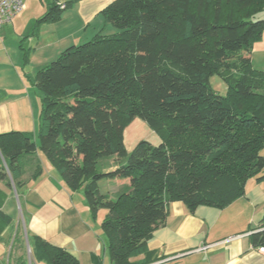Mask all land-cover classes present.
<instances>
[{
  "label": "trees",
  "instance_id": "trees-1",
  "mask_svg": "<svg viewBox=\"0 0 264 264\" xmlns=\"http://www.w3.org/2000/svg\"><path fill=\"white\" fill-rule=\"evenodd\" d=\"M70 3L50 0L35 27L57 22ZM100 15L113 33L36 72V139L0 135V184L22 186L23 160L39 151L70 192L83 191L92 219L105 211L110 264H147L132 260L146 255L170 203L223 210L249 179L264 181V71L251 68L264 0H114ZM213 75L227 83L225 96L209 89ZM135 118L158 134V146L142 140L127 151L124 130ZM40 171L35 161L34 178ZM112 180L127 182L114 198L100 190ZM2 201L0 225H9ZM250 242L264 249V210ZM28 244L35 263L79 264L39 237Z\"/></svg>",
  "mask_w": 264,
  "mask_h": 264
},
{
  "label": "crops",
  "instance_id": "crops-1",
  "mask_svg": "<svg viewBox=\"0 0 264 264\" xmlns=\"http://www.w3.org/2000/svg\"><path fill=\"white\" fill-rule=\"evenodd\" d=\"M113 1L56 0L59 5L71 3L57 22L42 23L37 26L36 32L35 27L27 41L33 44L31 52L33 55L48 56L44 62L46 65L52 57L59 56L71 46L90 41L99 32L113 33L114 29L100 15ZM32 2L37 0H24L22 12L0 29V44H5L9 34L15 39L20 37L15 31V23L21 14L24 13L22 18L30 15L38 20L50 4L49 0H44L41 12H36ZM258 44L263 50L264 32ZM254 52L253 46L251 60ZM7 60L11 61L9 57ZM18 77L17 73L15 78L21 85L22 77ZM4 89V94H0V135L15 131L30 133L33 129L32 135L36 139L39 112L35 110V98L23 94L25 91L22 88L9 86ZM35 161H39L41 167L36 178L33 175ZM23 162L22 186L16 190L12 182L0 184L3 197L1 210L11 219L9 225H0V259L13 245L18 228L22 226L24 237L25 234L31 239L39 237L52 246L64 249L79 264H110L105 236L100 228L105 215L102 214L101 220L98 216L92 219L83 191L70 192L39 151L24 158ZM102 185L104 194L114 198L115 190L124 189L127 182L102 181L100 190ZM263 210L264 181L258 182L255 178L247 181L244 196L223 210L198 206L190 212L181 202L170 203L164 225L154 230L148 240V252L132 262L264 264V253H260V248H254L250 242V235L260 231Z\"/></svg>",
  "mask_w": 264,
  "mask_h": 264
},
{
  "label": "rangeland",
  "instance_id": "rangeland-1",
  "mask_svg": "<svg viewBox=\"0 0 264 264\" xmlns=\"http://www.w3.org/2000/svg\"><path fill=\"white\" fill-rule=\"evenodd\" d=\"M22 1L24 4V0ZM41 1H43V3H41ZM32 5L36 12H41L42 6L44 5V0H37V2H32ZM26 16L27 15H25V18H22L24 17L23 13L16 20L17 22L15 21L17 23H15V31L19 32L18 34L20 37L15 39L12 38L11 34H9V39L6 40L5 44H0V94H4V88L9 86H13L19 89L22 88V91H25V93L23 94H26L31 99L35 98V106H37L35 107V110L38 109L36 112H40V94L37 92L36 88L33 85L34 76L39 69L49 65L58 56L52 57V59H49L46 65H44V62H46L45 60L46 58H48V56H39V54L33 55V52H31L32 50L30 49L33 44H29L27 41L29 36H31L35 29L37 19H33V17H31L30 15L28 17ZM4 31L6 30L4 29ZM36 31L37 27L35 29V32ZM9 32L11 31L9 30ZM105 34L108 33L106 32ZM258 45V42L254 44L255 52L253 55V59L251 60V68L264 71V49L262 50V46ZM25 52H28L26 63H24L23 61V55ZM7 57H9L11 61H8ZM14 66H17L15 67L16 69L14 68ZM17 73L19 75V79L20 77H22V79H20L21 85L15 78V76H17ZM209 89L215 94L225 96L228 92V85L222 78L217 75H213L209 79ZM32 131L33 129L29 131L30 134H33ZM142 140L148 141L153 146H158L161 142L158 134L153 132L144 122H142L138 118H135L132 123L124 130L123 143L127 151L131 152L133 147ZM261 156H264V150L261 152ZM103 187L104 185H102L101 188L102 193H104ZM107 188L109 189L110 187ZM111 190H113V188ZM122 190V187L116 189L114 192L116 193L115 195L117 196L118 194H120ZM102 214L104 216L105 211L100 210L99 214L97 215L99 217V220L103 218ZM16 239H19V242H15ZM30 240L31 238L26 234L24 237V228L20 226V228H18L17 234L15 235L13 245H11V247L8 249L4 257L0 259V264H17L18 259L21 257L26 264H40L35 263L31 257L29 245L27 243ZM20 245L21 247H19Z\"/></svg>",
  "mask_w": 264,
  "mask_h": 264
},
{
  "label": "built area",
  "instance_id": "built-area-1",
  "mask_svg": "<svg viewBox=\"0 0 264 264\" xmlns=\"http://www.w3.org/2000/svg\"><path fill=\"white\" fill-rule=\"evenodd\" d=\"M64 8V5H61ZM23 10L22 0H0V29L10 23ZM260 253H264V249H259Z\"/></svg>",
  "mask_w": 264,
  "mask_h": 264
}]
</instances>
